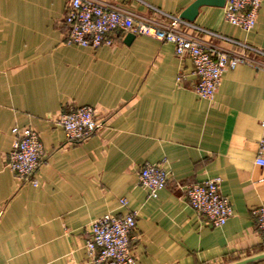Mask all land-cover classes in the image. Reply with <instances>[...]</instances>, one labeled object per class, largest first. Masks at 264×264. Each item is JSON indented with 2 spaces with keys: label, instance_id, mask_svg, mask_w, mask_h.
Returning a JSON list of instances; mask_svg holds the SVG:
<instances>
[{
  "label": "crops",
  "instance_id": "crops-1",
  "mask_svg": "<svg viewBox=\"0 0 264 264\" xmlns=\"http://www.w3.org/2000/svg\"><path fill=\"white\" fill-rule=\"evenodd\" d=\"M68 1L0 0V264H93L85 249L92 223L129 211L138 216L136 264H228L263 252L255 210L264 204V166L256 163L264 1L250 32L216 6L201 7L184 28L261 63L225 73L211 101L197 96L192 60L171 44L148 36L126 44L118 33L113 46L68 45ZM103 1L155 18L180 16L196 0ZM79 106L95 108L104 128L70 144L58 119ZM15 127L35 130L44 145L37 187L7 166ZM162 162L168 184L150 198L139 173ZM215 178L234 212L219 228L196 215L185 193Z\"/></svg>",
  "mask_w": 264,
  "mask_h": 264
},
{
  "label": "built area",
  "instance_id": "built-area-1",
  "mask_svg": "<svg viewBox=\"0 0 264 264\" xmlns=\"http://www.w3.org/2000/svg\"><path fill=\"white\" fill-rule=\"evenodd\" d=\"M264 0H225L226 20L245 32L257 24L259 10ZM150 18L103 0H69L65 21L68 45L97 49L117 43L116 34L148 36L164 44H171L179 57H188L193 63V75L197 78L194 91L203 100H213L223 76L239 65H260L247 54L222 49L196 37L184 28L189 21L180 16L157 12ZM264 67V66H263ZM184 75L177 78L182 83ZM70 144L87 141L104 128L97 110L89 106L70 107L63 110L58 119ZM264 126V123L262 124ZM13 143L7 166L24 183L39 186L38 171L44 162L45 149L40 135L31 128L12 129ZM264 140L259 147L256 163L264 166ZM170 172L165 162L146 163L139 173V184L149 192L150 198H158L169 180ZM222 180L215 178L185 188L190 206L196 215L211 228H219L233 216L230 201L221 192ZM122 208L128 207L126 198L120 199ZM258 230L264 238V204L255 210ZM137 213L125 215L107 214L95 220L88 232L85 244L87 256L93 264H136L132 242L137 238Z\"/></svg>",
  "mask_w": 264,
  "mask_h": 264
},
{
  "label": "water",
  "instance_id": "water-1",
  "mask_svg": "<svg viewBox=\"0 0 264 264\" xmlns=\"http://www.w3.org/2000/svg\"><path fill=\"white\" fill-rule=\"evenodd\" d=\"M203 6H216L224 8L225 0H196L180 15V17L186 21L193 22L195 21L200 8ZM134 38V35L128 34L126 36L125 43H131ZM262 261H264V251L228 264H256Z\"/></svg>",
  "mask_w": 264,
  "mask_h": 264
}]
</instances>
